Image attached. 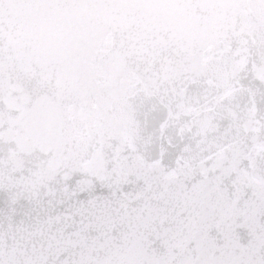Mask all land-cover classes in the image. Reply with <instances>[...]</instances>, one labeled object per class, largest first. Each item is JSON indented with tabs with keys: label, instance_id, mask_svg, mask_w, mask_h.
I'll use <instances>...</instances> for the list:
<instances>
[{
	"label": "snow or ice",
	"instance_id": "1",
	"mask_svg": "<svg viewBox=\"0 0 264 264\" xmlns=\"http://www.w3.org/2000/svg\"><path fill=\"white\" fill-rule=\"evenodd\" d=\"M0 264H264V0H0Z\"/></svg>",
	"mask_w": 264,
	"mask_h": 264
}]
</instances>
